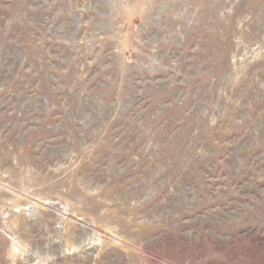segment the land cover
<instances>
[{
	"label": "rangeland",
	"instance_id": "obj_1",
	"mask_svg": "<svg viewBox=\"0 0 264 264\" xmlns=\"http://www.w3.org/2000/svg\"><path fill=\"white\" fill-rule=\"evenodd\" d=\"M0 264H264V0H0Z\"/></svg>",
	"mask_w": 264,
	"mask_h": 264
}]
</instances>
